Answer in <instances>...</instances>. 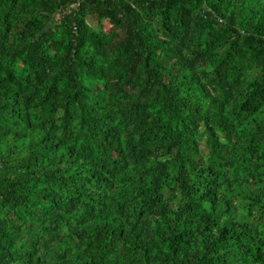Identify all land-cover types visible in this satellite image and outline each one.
Wrapping results in <instances>:
<instances>
[{"label": "trees", "instance_id": "trees-1", "mask_svg": "<svg viewBox=\"0 0 264 264\" xmlns=\"http://www.w3.org/2000/svg\"><path fill=\"white\" fill-rule=\"evenodd\" d=\"M73 4L0 0V264H264V0Z\"/></svg>", "mask_w": 264, "mask_h": 264}, {"label": "built area", "instance_id": "built-area-1", "mask_svg": "<svg viewBox=\"0 0 264 264\" xmlns=\"http://www.w3.org/2000/svg\"><path fill=\"white\" fill-rule=\"evenodd\" d=\"M85 0H73L74 4H73V7L75 9H80V7L82 6V3L84 2Z\"/></svg>", "mask_w": 264, "mask_h": 264}, {"label": "rangeland", "instance_id": "rangeland-1", "mask_svg": "<svg viewBox=\"0 0 264 264\" xmlns=\"http://www.w3.org/2000/svg\"><path fill=\"white\" fill-rule=\"evenodd\" d=\"M111 26L108 23H105V28L109 29Z\"/></svg>", "mask_w": 264, "mask_h": 264}]
</instances>
